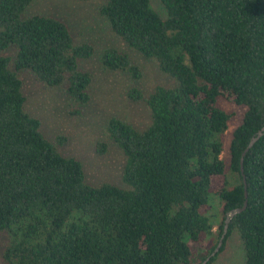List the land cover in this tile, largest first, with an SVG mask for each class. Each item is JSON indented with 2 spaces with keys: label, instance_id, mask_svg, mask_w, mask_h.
Listing matches in <instances>:
<instances>
[{
  "label": "trees",
  "instance_id": "16d2710c",
  "mask_svg": "<svg viewBox=\"0 0 264 264\" xmlns=\"http://www.w3.org/2000/svg\"><path fill=\"white\" fill-rule=\"evenodd\" d=\"M30 1L0 0V54L15 47L12 59L0 56L4 264H200L227 212L242 206V177L246 205L228 222L222 244L236 232L243 264H264V133L239 171L241 153L264 126V0H159L164 20L148 0H98L110 32L174 82L146 95L127 90L148 113L142 129L113 117L106 123L94 150L103 155L108 143L119 149L123 188L85 183L81 163L57 151L64 138L47 141L24 110L17 71L80 106L91 84L79 68L91 45L76 43L59 19L24 17ZM100 61L106 71L141 78L139 66L114 47ZM218 98L244 108L226 160L221 138L231 114L217 107ZM210 196L221 203L216 223L207 213Z\"/></svg>",
  "mask_w": 264,
  "mask_h": 264
},
{
  "label": "rangeland",
  "instance_id": "374dc122",
  "mask_svg": "<svg viewBox=\"0 0 264 264\" xmlns=\"http://www.w3.org/2000/svg\"><path fill=\"white\" fill-rule=\"evenodd\" d=\"M149 7L164 20L165 13L159 0H148ZM98 0H31L23 16L42 15L64 22L76 43H88L92 54L80 61L79 68L91 75L90 100L85 105L73 103L61 91L46 88L28 71H17L24 96V110L40 122L39 131L50 143L57 137L64 141L56 146L61 156L72 157L82 165L84 181L90 186L103 183L122 187L120 174L124 157L116 146L108 143L107 152L95 153L96 144L105 139V126L109 118L123 120L135 129H142L148 122V113L142 102H132L126 98L131 87L146 95L155 86L171 87L174 82L160 74L152 62L141 58L128 49L109 30L106 21L97 12ZM107 47L127 53L131 62L139 66L141 78L132 81L124 73L106 71L101 66V56ZM15 47L10 46L0 56L13 58ZM12 69V66H10ZM222 111L231 114L227 128L221 138L222 158L227 159V147L232 131L240 124L244 108L222 98L216 100ZM79 111L77 116L68 112ZM221 203L216 196H210L207 213L216 223ZM5 235H0V264H4L1 253ZM194 249L193 245H190ZM210 264H243V253L239 237L232 232L220 246ZM219 248V249H220Z\"/></svg>",
  "mask_w": 264,
  "mask_h": 264
},
{
  "label": "water",
  "instance_id": "95a60500",
  "mask_svg": "<svg viewBox=\"0 0 264 264\" xmlns=\"http://www.w3.org/2000/svg\"><path fill=\"white\" fill-rule=\"evenodd\" d=\"M264 133V126L261 127L256 133L254 136H252V138L249 140L247 146L244 148L243 152L241 153V157H240V160H239V171H240V174H242V165H241V162H242V157L244 156L245 152L254 144V142ZM242 187H243V203H242V206L240 208H235L233 210H230L229 212H227L226 214V217H225V220H224V225H223V228H222V232H221V235L217 241V244L215 246V248L213 249V251L210 253V255L208 257H206L200 264H206L208 262V260L214 256L221 244H222V239L226 233V230H227V225H228V222L230 221V219L242 212L245 208V205H246V191H245V181H244V177H242Z\"/></svg>",
  "mask_w": 264,
  "mask_h": 264
}]
</instances>
